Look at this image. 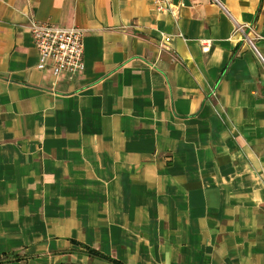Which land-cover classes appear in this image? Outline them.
Masks as SVG:
<instances>
[{
  "label": "crops",
  "instance_id": "crops-1",
  "mask_svg": "<svg viewBox=\"0 0 264 264\" xmlns=\"http://www.w3.org/2000/svg\"><path fill=\"white\" fill-rule=\"evenodd\" d=\"M31 20L84 32L82 75ZM89 251L264 264V0H0V264Z\"/></svg>",
  "mask_w": 264,
  "mask_h": 264
},
{
  "label": "built area",
  "instance_id": "built-area-1",
  "mask_svg": "<svg viewBox=\"0 0 264 264\" xmlns=\"http://www.w3.org/2000/svg\"><path fill=\"white\" fill-rule=\"evenodd\" d=\"M160 10L168 11L173 0H154ZM239 27L238 30H242ZM29 32L39 55L37 68L50 73L56 81L74 79L85 70L84 32L31 20ZM209 48H205L208 50Z\"/></svg>",
  "mask_w": 264,
  "mask_h": 264
},
{
  "label": "trees",
  "instance_id": "trees-1",
  "mask_svg": "<svg viewBox=\"0 0 264 264\" xmlns=\"http://www.w3.org/2000/svg\"><path fill=\"white\" fill-rule=\"evenodd\" d=\"M89 254L91 256L98 257V258L103 259V260H109L112 264H122L121 262H119L117 260L109 259L108 257H105L104 255L99 254L98 252H95V251H89ZM1 262H2V260H0V263Z\"/></svg>",
  "mask_w": 264,
  "mask_h": 264
}]
</instances>
